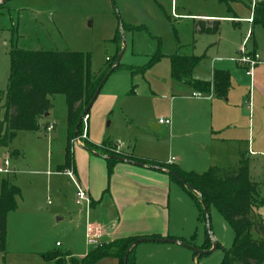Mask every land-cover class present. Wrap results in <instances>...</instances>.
Returning a JSON list of instances; mask_svg holds the SVG:
<instances>
[{
	"label": "rangeland",
	"instance_id": "374dc122",
	"mask_svg": "<svg viewBox=\"0 0 264 264\" xmlns=\"http://www.w3.org/2000/svg\"><path fill=\"white\" fill-rule=\"evenodd\" d=\"M240 1L0 0V93L7 89L12 49L81 52L88 56L91 71L98 72L104 64L114 63L124 38L119 65L89 108L76 136L78 141L70 140L72 155L78 145L89 146L88 137L102 143L99 149L116 154L126 155L117 148L118 144L123 150L149 152L156 160L170 156L165 126L154 129L150 124L159 117L172 118V95L192 97L196 89L171 76L169 57L175 53L199 58L191 75L198 80H207L212 59H217L215 70L223 68L231 73L236 83L227 89L230 119L235 121L244 141L251 129L254 149H262L264 68L258 72L257 86L252 85L256 103L252 102L248 115L245 105L240 106L249 90L248 78L235 59L244 47L246 54L255 51L264 63V28L259 24L251 26L246 20L230 19L219 24L218 32L192 30L193 19H200L201 14L248 16L252 0ZM157 54L159 59L150 64ZM50 102L51 107L47 115L39 117L36 130H19L7 146H0V157L7 155L15 171L13 175L0 176H9L20 190L16 208L7 214L0 264H54L46 256L79 257L94 247L85 242L86 220L84 212L79 214L84 205L75 203L74 184L63 173L68 131L65 94L51 96ZM179 107L175 106L174 111L177 122ZM2 115L0 108V120ZM177 140L175 148H180L182 141ZM241 159L248 165L249 180L259 201L255 214L264 221V156L247 153ZM240 161L228 168L237 167ZM81 167L87 170L86 163ZM170 179L169 237L161 238L183 239L187 245L139 242L133 246L127 264H220L234 240L232 226L213 204L208 205L206 222L190 193L171 176ZM213 242L216 248L209 253L197 254L192 249L208 250ZM96 264L119 261L111 256Z\"/></svg>",
	"mask_w": 264,
	"mask_h": 264
},
{
	"label": "trees",
	"instance_id": "16d2710c",
	"mask_svg": "<svg viewBox=\"0 0 264 264\" xmlns=\"http://www.w3.org/2000/svg\"><path fill=\"white\" fill-rule=\"evenodd\" d=\"M252 23L264 28V0H259L254 5ZM218 27L219 20H193V30L196 33H214L218 31ZM159 57L158 54L154 55L149 61L150 64ZM169 60L171 76L174 79L189 83L202 91L207 88L206 82L191 79L192 70L199 61L198 57L175 53ZM10 61L7 89L5 93H0V108L3 110L0 120V146H7L19 130H36L39 127V117L51 107L50 97L63 93L66 97L68 130L63 167L71 166L73 157L70 140L74 137V131L77 136L82 130L83 121L76 126L79 116L113 63H106L98 72H92L88 56L81 52L27 51L18 48L10 51ZM213 80L217 95L224 96L228 88L227 73L215 70ZM88 145L85 147L89 150L108 156L109 169L113 161L120 158L135 161L131 154H116L107 149H99V145ZM166 169L172 177L171 172L190 185H183L173 177L190 193L204 216L201 199L206 208L213 204L232 226L234 240L220 264H264V221L259 220L255 214L259 201L249 180V168L244 160L241 159L235 168L212 166L202 173L184 172L170 166H166ZM19 194V188L9 176H0V252H4L5 247L7 214L16 208ZM137 238L107 241L101 246L93 247L81 258L69 255H49L46 258L53 260L54 264H96L105 257L113 256L118 258L119 264H123L127 248ZM178 240L184 242L183 239ZM132 252L133 247L128 253L127 263Z\"/></svg>",
	"mask_w": 264,
	"mask_h": 264
},
{
	"label": "crops",
	"instance_id": "0c3cea01",
	"mask_svg": "<svg viewBox=\"0 0 264 264\" xmlns=\"http://www.w3.org/2000/svg\"><path fill=\"white\" fill-rule=\"evenodd\" d=\"M198 17H201L202 20H219V24L223 20H246L251 26L253 25L252 21H248L250 17L252 18L251 7H249V15L244 17L216 14H201ZM251 53L256 52L252 51L249 54ZM216 61L217 59L211 60V72L206 78L207 80L204 81L208 84L207 88L203 91L196 88L193 91V93L201 92L210 95L209 98L172 95L170 98L172 118L171 116L165 117V119H170V124H158V119L162 117H159L156 123L151 122L152 128L158 129L165 126V132H168L170 156L165 160H156L149 152L144 154L141 151L135 152L134 149L123 150L116 144L123 153L131 154L135 161L117 159L113 161L109 169L107 155L89 150L82 145H78L73 151V163L66 170L72 171L74 180L67 177L74 184L75 192L76 182L86 190L90 200L89 208L83 206L84 209L79 211L80 216L84 212L86 220L84 231L85 224L89 221L101 229L104 241L128 237H169L168 203L172 181L166 166L178 168L184 172L197 173L212 166L232 167L234 163L240 161L242 155L247 153L264 156V148L254 149L255 142L251 136V129L248 130L244 141V136L239 134L235 121L230 119L228 113V108H231L228 103L229 91L225 93L227 97L217 95L213 80L215 71L213 65ZM238 66L243 68L249 85L247 95L240 102V106L244 107L245 105L247 113L250 115L252 102L256 103L255 96L252 95V88L257 86L255 84H257L258 72L264 68V63L259 57V62L252 68L250 74L246 73L245 67ZM220 70L225 72L223 68ZM227 75L230 90L229 86L236 82L231 73L230 75L227 73ZM191 79L198 80L193 77ZM175 106H180L178 122L175 121L174 116ZM237 106L239 105L235 107ZM204 120L206 121L204 122ZM86 138L92 145H102V143ZM177 139L182 141L180 148H175ZM171 157L173 160L169 162ZM85 163L87 164L86 171L81 167ZM172 179L174 178L172 177ZM83 255L85 254L76 258H81Z\"/></svg>",
	"mask_w": 264,
	"mask_h": 264
},
{
	"label": "built area",
	"instance_id": "2783aa9c",
	"mask_svg": "<svg viewBox=\"0 0 264 264\" xmlns=\"http://www.w3.org/2000/svg\"><path fill=\"white\" fill-rule=\"evenodd\" d=\"M259 0H252L251 3V12H253L254 5ZM248 21H252L250 17ZM238 65L245 67L246 73L250 74L252 68L259 62V55L257 53L246 54L244 51V47H241L239 50V57L235 59ZM194 97L198 98H209L210 95L203 94L201 92H195L192 94ZM87 115L83 118V122L85 121ZM158 124H170V119L159 118L157 121ZM49 126L48 128H50ZM78 141V138H73L72 141ZM173 160V157L170 158L169 162ZM14 173V170L11 169L9 159L7 155H2L0 157V175H9ZM67 176L73 179V173L71 170H65L63 172ZM74 180V179H73ZM76 192H75V203L77 205H84L87 209L89 208V197L86 190L75 182ZM85 242L88 245H92L94 247L101 246L103 243L107 242L102 239L101 229L94 223L87 221L85 224Z\"/></svg>",
	"mask_w": 264,
	"mask_h": 264
},
{
	"label": "water",
	"instance_id": "95a60500",
	"mask_svg": "<svg viewBox=\"0 0 264 264\" xmlns=\"http://www.w3.org/2000/svg\"><path fill=\"white\" fill-rule=\"evenodd\" d=\"M6 0H1V2H5ZM124 49H125V40L124 38H122V48L120 49L117 57L115 58V61L113 63V65L111 66V68L104 74V76L102 77V79L100 80L99 84L97 85L93 95L91 96L90 100L88 101V103L86 104L85 108L83 109L82 113L80 114L79 116V119H78V122H77V125L79 124L80 121L83 120V118L87 115V111L89 110V108L91 107L92 103L94 102V100L96 99L97 95L99 94V91L100 89L102 88L103 84L105 83V81L107 80V78L109 77V75L111 74V72L115 69V67L119 64L120 62V59L122 57V54L124 52ZM44 115H47V113H45ZM73 138H76V134H75V131H74V137ZM122 159V158H120ZM124 160V159H122ZM171 174L173 175V177H175L181 184L183 185H186L188 187H190V185L186 184L185 181L177 174L175 173H172ZM201 204H202V207L205 211V217H206V222L208 221V214H207V208L203 202V200L201 199L200 200ZM207 229H208V226H207ZM144 241H155V242H168V243H178V244H182V245H187L186 243L178 240V239H175V238H150V237H140V238H137L135 241H133L129 247L127 248L126 252H125V256L123 258V264H127V257H128V253L130 251V249L135 245L137 244L138 242H144ZM192 248V247H191ZM216 248V243L213 242L212 246L210 249L208 250H198V249H194V252H196L197 254H204V253H209L211 251H213L214 249Z\"/></svg>",
	"mask_w": 264,
	"mask_h": 264
}]
</instances>
